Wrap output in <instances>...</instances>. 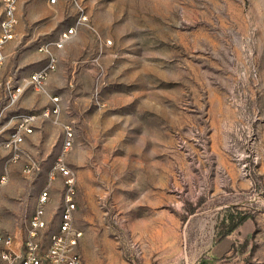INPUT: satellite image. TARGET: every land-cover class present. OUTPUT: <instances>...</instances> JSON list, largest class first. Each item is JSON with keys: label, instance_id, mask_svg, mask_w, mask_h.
I'll return each instance as SVG.
<instances>
[{"label": "rangeland", "instance_id": "rangeland-1", "mask_svg": "<svg viewBox=\"0 0 264 264\" xmlns=\"http://www.w3.org/2000/svg\"><path fill=\"white\" fill-rule=\"evenodd\" d=\"M81 2L89 25L57 50L46 91L18 101L39 116L24 145L35 165L0 157L3 227L24 237L47 188L46 234L57 230L61 160L85 264H264V0ZM16 11L4 72L22 80L77 12L70 0H18ZM51 96L60 111L45 117Z\"/></svg>", "mask_w": 264, "mask_h": 264}, {"label": "built area", "instance_id": "built-area-1", "mask_svg": "<svg viewBox=\"0 0 264 264\" xmlns=\"http://www.w3.org/2000/svg\"><path fill=\"white\" fill-rule=\"evenodd\" d=\"M4 13L0 21V122L6 120L7 135L0 139V157L3 155L8 162H17L27 159L31 169L35 161L27 154L24 145L27 138L34 133L38 114L35 112H18L17 104L26 90L33 88L39 92L46 91L49 76L58 66L57 50L63 49L78 31L79 26L89 25V16L81 0H70L77 17L73 24L63 28L53 40L42 42L38 50L45 55L46 62L22 80L13 74H6L5 49L7 44L16 37L18 24V0H0ZM57 0H50L55 3ZM111 40H109V43ZM52 104L42 115L45 117L57 116L60 111V100L51 96ZM73 143V132L67 127V138L64 148L69 149ZM58 171L65 177L66 192L64 206L61 210L58 228L51 234H46L50 220L47 209L50 204V192L45 188L40 192L34 212L27 221L24 237L7 231L0 220V264H85L82 254L78 250L81 230L73 226L74 179L70 170L59 160L52 170V175ZM7 181V176L0 177V190Z\"/></svg>", "mask_w": 264, "mask_h": 264}, {"label": "trees", "instance_id": "trees-1", "mask_svg": "<svg viewBox=\"0 0 264 264\" xmlns=\"http://www.w3.org/2000/svg\"><path fill=\"white\" fill-rule=\"evenodd\" d=\"M246 215H244L242 218H241V220L242 221H244V219H246ZM239 223H241V222H239ZM239 223H236V224H233L230 228H229V230L227 231V232H225L223 235H221L220 236V239H222V238H224L226 235H228L229 233H231L238 225H239Z\"/></svg>", "mask_w": 264, "mask_h": 264}, {"label": "crops", "instance_id": "crops-1", "mask_svg": "<svg viewBox=\"0 0 264 264\" xmlns=\"http://www.w3.org/2000/svg\"><path fill=\"white\" fill-rule=\"evenodd\" d=\"M235 230V229H234ZM233 230V231H234ZM233 231L231 232V233H229L228 235H226L224 238H222V243H225V242H227L228 240V238H230V237H232V233H233ZM224 241V242H223ZM235 241V245H237V242H236V240H234ZM241 243L243 242L242 240L240 241ZM228 243V242H227ZM229 244H232V242H229ZM227 245V244H226Z\"/></svg>", "mask_w": 264, "mask_h": 264}]
</instances>
